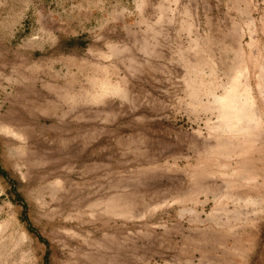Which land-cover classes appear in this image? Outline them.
I'll use <instances>...</instances> for the list:
<instances>
[{
	"label": "rangeland",
	"instance_id": "rangeland-1",
	"mask_svg": "<svg viewBox=\"0 0 264 264\" xmlns=\"http://www.w3.org/2000/svg\"><path fill=\"white\" fill-rule=\"evenodd\" d=\"M0 163V264H264V0H0Z\"/></svg>",
	"mask_w": 264,
	"mask_h": 264
},
{
	"label": "bare ground",
	"instance_id": "bare-ground-1",
	"mask_svg": "<svg viewBox=\"0 0 264 264\" xmlns=\"http://www.w3.org/2000/svg\"><path fill=\"white\" fill-rule=\"evenodd\" d=\"M212 108L217 112L218 126L224 131H236L245 135L254 128L246 100L236 98L230 89L224 91L222 95L213 97ZM6 131L16 136L12 130Z\"/></svg>",
	"mask_w": 264,
	"mask_h": 264
},
{
	"label": "trees",
	"instance_id": "trees-1",
	"mask_svg": "<svg viewBox=\"0 0 264 264\" xmlns=\"http://www.w3.org/2000/svg\"><path fill=\"white\" fill-rule=\"evenodd\" d=\"M7 174L6 170L2 167L0 163V176H5Z\"/></svg>",
	"mask_w": 264,
	"mask_h": 264
}]
</instances>
